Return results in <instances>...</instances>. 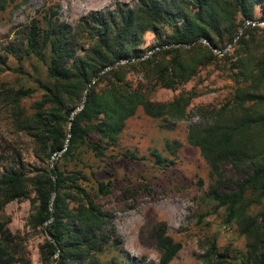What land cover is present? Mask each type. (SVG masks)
<instances>
[{
	"label": "trees",
	"instance_id": "obj_1",
	"mask_svg": "<svg viewBox=\"0 0 264 264\" xmlns=\"http://www.w3.org/2000/svg\"><path fill=\"white\" fill-rule=\"evenodd\" d=\"M15 1L0 0V9ZM256 4L263 7L264 19V0H136L133 6L90 11L73 26L59 21L49 8L41 23L33 17L21 32L20 53L46 61L50 82L41 86L43 93L29 115L16 100L33 90L9 91L14 96L15 126L33 138L41 155L54 154L56 160L75 165L85 150L101 157L114 147L125 120L138 107L153 118H186L187 106L197 95L193 89L167 101L151 100L150 93L155 87L174 89L198 66L210 63L216 54L209 45L216 50L232 40L233 50L246 45L252 28L247 24L239 36L236 32L252 19ZM145 31L159 40L156 49L141 58ZM246 51L235 60L236 72L230 71L235 83L230 99L217 108H195L199 120L188 127L186 140L208 166L206 196L212 211L222 208L223 222H232L246 239L242 264H264V56L253 60ZM129 71L140 80H128ZM170 145L166 147L174 154ZM149 154L154 164H172L154 148ZM120 155L141 158L128 149ZM224 165L239 175L235 182H228ZM87 179L80 168L63 164L61 168L56 161L33 176L16 170L0 174V207L26 197L27 185L34 193L35 206L27 222L42 232L44 225L52 239L45 238L39 247L42 264H98V254L108 244L119 243L110 213L95 202L96 196L108 193L111 181L94 179L92 195L82 184ZM152 235L158 264H167L180 243L166 233L164 222L152 228ZM21 249V238L0 221V264H16ZM213 255L217 256L213 264H223L212 240L206 256ZM124 264L147 263L129 257Z\"/></svg>",
	"mask_w": 264,
	"mask_h": 264
},
{
	"label": "rangeland",
	"instance_id": "obj_2",
	"mask_svg": "<svg viewBox=\"0 0 264 264\" xmlns=\"http://www.w3.org/2000/svg\"><path fill=\"white\" fill-rule=\"evenodd\" d=\"M135 2L16 0L0 9V174L16 170L33 176L52 168L56 161L61 168L62 164L66 168H80L88 178L82 184L92 195L95 192L94 179H109L108 193L96 196L95 202L110 213L119 243L108 244L98 254V264H124L129 257L140 258L147 264H158L152 228L159 222H164L166 233L180 243V249L167 264H213L217 256H206L212 240L217 252L222 254L219 258L223 264H242L246 239L238 234L232 222H223L222 208L212 211L213 203L206 196L208 166L197 147L187 142L186 132L199 120L195 108H217L230 99L235 86L230 71L236 72L235 60L243 56L245 50L250 52L253 60L264 56L262 6L256 4L252 19L245 20L237 28V36L247 24L252 28L245 36L246 45L240 44L233 50L232 40L220 50L221 53L212 50L216 57L210 63L198 66L195 74L176 88L155 87L150 93L151 100L167 101L180 91L193 89L197 95L190 100L189 114L184 119L171 121L149 117L138 107L125 120L114 147L106 149L101 157L85 150L80 154L81 162L75 165L73 161L64 164L56 160L54 154L49 157L41 155L33 138L15 126L14 96L9 91L17 88L33 90L16 100L23 114L29 115L33 112V103L43 93L41 86L50 82L46 75V61L20 53L24 45L21 32L29 20L34 17L41 23L42 14L51 8L59 21L73 26L80 16L90 11H109L117 4L133 6ZM141 40V58H144L156 49L159 39L151 31H145ZM5 47L17 56L7 52ZM223 53L227 58L220 57ZM125 76L132 82L140 80L136 72L129 71ZM167 143L174 147V154L166 147ZM151 148L172 160V164L167 167L154 164L149 154ZM127 149L141 158L131 160L121 156L120 152ZM223 169L228 182L239 178L228 165ZM124 189L128 192L123 193ZM34 206V193L27 185L26 197L0 207V221H6L8 230L21 238L22 249L16 264H42L39 247L47 236L39 227L32 228L27 222Z\"/></svg>",
	"mask_w": 264,
	"mask_h": 264
},
{
	"label": "water",
	"instance_id": "obj_3",
	"mask_svg": "<svg viewBox=\"0 0 264 264\" xmlns=\"http://www.w3.org/2000/svg\"><path fill=\"white\" fill-rule=\"evenodd\" d=\"M207 43V42H206ZM209 47H210V49L211 50H213V51H215L216 49L213 47V46H211V45H209ZM217 52L218 53H221V51L220 50H217ZM81 107V105H79L78 106V108H80ZM71 119V118H70ZM43 230H44V233H45V235L47 236V238L49 239V240H51L52 241V239H51V237H50V235L48 234V232L46 231V229H45V226L43 225ZM52 264H54L53 263V261H52Z\"/></svg>",
	"mask_w": 264,
	"mask_h": 264
}]
</instances>
